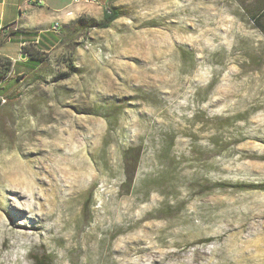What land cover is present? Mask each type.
I'll return each mask as SVG.
<instances>
[{
  "label": "rangeland",
  "instance_id": "rangeland-1",
  "mask_svg": "<svg viewBox=\"0 0 264 264\" xmlns=\"http://www.w3.org/2000/svg\"><path fill=\"white\" fill-rule=\"evenodd\" d=\"M251 3L114 0L109 27L77 16L34 71L12 61L0 264H264Z\"/></svg>",
  "mask_w": 264,
  "mask_h": 264
},
{
  "label": "crops",
  "instance_id": "crops-1",
  "mask_svg": "<svg viewBox=\"0 0 264 264\" xmlns=\"http://www.w3.org/2000/svg\"><path fill=\"white\" fill-rule=\"evenodd\" d=\"M113 1L0 0V37L5 36L0 44V54L12 61L26 59L28 56L21 52V46L27 43H34L38 49L48 51L59 40L53 35L55 23L59 24L60 30L62 25L80 15L101 20L107 7H112ZM7 80L0 81V86Z\"/></svg>",
  "mask_w": 264,
  "mask_h": 264
},
{
  "label": "trees",
  "instance_id": "trees-1",
  "mask_svg": "<svg viewBox=\"0 0 264 264\" xmlns=\"http://www.w3.org/2000/svg\"><path fill=\"white\" fill-rule=\"evenodd\" d=\"M250 8L247 9L249 14V21L254 25V27L258 28L264 34V0H251ZM119 16V12L114 7H107L106 11H104L102 19L100 22L96 23L98 28H107L110 24L117 19ZM61 30V29H60ZM59 30V31H60ZM5 39V36L0 37V44ZM64 42L63 38L59 37L58 43ZM57 43V44H58ZM21 52L27 55L28 59L33 61V66L31 70L24 71L21 73H29L34 71L42 62L47 58L48 52L42 51L36 47L34 43H27L21 46ZM16 74L18 78L22 74ZM12 74V60L9 57H5L0 54V81L9 78ZM37 264H45L44 262H38Z\"/></svg>",
  "mask_w": 264,
  "mask_h": 264
},
{
  "label": "built area",
  "instance_id": "built-area-1",
  "mask_svg": "<svg viewBox=\"0 0 264 264\" xmlns=\"http://www.w3.org/2000/svg\"><path fill=\"white\" fill-rule=\"evenodd\" d=\"M59 29V24L58 23H55L54 26H53V30H58Z\"/></svg>",
  "mask_w": 264,
  "mask_h": 264
},
{
  "label": "water",
  "instance_id": "water-1",
  "mask_svg": "<svg viewBox=\"0 0 264 264\" xmlns=\"http://www.w3.org/2000/svg\"><path fill=\"white\" fill-rule=\"evenodd\" d=\"M21 58H24V55H21Z\"/></svg>",
  "mask_w": 264,
  "mask_h": 264
}]
</instances>
